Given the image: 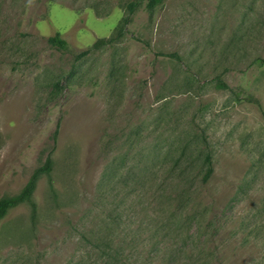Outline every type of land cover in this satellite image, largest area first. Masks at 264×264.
I'll return each instance as SVG.
<instances>
[{
	"label": "rangeland",
	"instance_id": "rangeland-1",
	"mask_svg": "<svg viewBox=\"0 0 264 264\" xmlns=\"http://www.w3.org/2000/svg\"><path fill=\"white\" fill-rule=\"evenodd\" d=\"M146 3L0 0V264H264V0Z\"/></svg>",
	"mask_w": 264,
	"mask_h": 264
},
{
	"label": "trees",
	"instance_id": "trees-1",
	"mask_svg": "<svg viewBox=\"0 0 264 264\" xmlns=\"http://www.w3.org/2000/svg\"><path fill=\"white\" fill-rule=\"evenodd\" d=\"M162 0H147V6L148 7H152L155 4L161 2ZM137 3H131V5L129 6L130 9V13H132L134 11V9L136 8ZM129 16L125 17V22L129 21ZM112 38H103V39H99L97 40L94 45L93 48H98L99 46H101L102 44L111 41ZM49 41L58 47H68V41L64 38H62L60 36L59 33L50 36L49 37ZM91 51V49H85L83 51H81L80 53L77 54V58H82L84 56H86L87 54H89ZM258 61H263V58L261 56L256 58ZM219 84L222 86H227L226 83L224 81H222L221 79L219 80ZM257 102L259 103V101L257 100ZM260 104V103H259ZM189 162V161H187ZM204 164H205V171L202 175V178L200 179V182H202L203 184L207 183L208 180L211 178L213 172H214V167H213V161L212 158L209 154L206 155L205 160H204ZM188 165V164H187ZM53 169V159L51 156H49L44 165H42L41 167H39L31 176L30 180L28 181V183L25 185V187L22 189V191L15 195V196H10V197H2L0 198V219H2L8 212V210L12 207H15L17 205H19L22 202L25 201H29L32 205L33 208V217L36 216V203L34 201H32V194L34 192L35 186H36V182L38 177L42 174V173H50ZM182 172L186 173L187 176H190L187 172L186 166H184V168L181 167ZM198 173V172H197ZM199 176V175H198ZM180 177H184L183 175H181ZM197 179V175L194 177V181H196ZM195 186V182L194 185ZM190 195V194H189ZM190 198V196H187V199ZM182 207H180L181 209ZM195 216L193 215V217L190 215L188 217V222H190L191 220H197L200 224L201 228H204V221H205V213L203 211H198V214ZM186 219V217H184V219L182 220V222ZM185 224V223H183ZM202 224V225H201ZM97 247H100V251L101 253L104 255V257H107L108 264H118V262L121 261V264H125L124 262V257L122 256L124 253V247H121L119 245H113V243L110 242H100L97 243ZM153 250H155V248H153ZM203 257V254H200L199 256H197L198 259H201ZM128 259V258H127ZM129 264H133L132 262H130L128 260Z\"/></svg>",
	"mask_w": 264,
	"mask_h": 264
}]
</instances>
